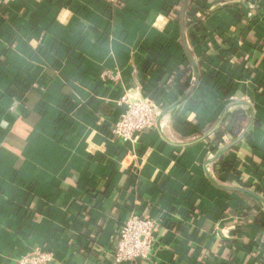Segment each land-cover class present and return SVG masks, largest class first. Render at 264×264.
<instances>
[{"label": "crops", "instance_id": "0c3cea01", "mask_svg": "<svg viewBox=\"0 0 264 264\" xmlns=\"http://www.w3.org/2000/svg\"><path fill=\"white\" fill-rule=\"evenodd\" d=\"M186 1L0 0V264H108L132 211L160 221L140 264H264V0H188L183 28ZM127 95L166 114L122 154Z\"/></svg>", "mask_w": 264, "mask_h": 264}, {"label": "built area", "instance_id": "2783aa9c", "mask_svg": "<svg viewBox=\"0 0 264 264\" xmlns=\"http://www.w3.org/2000/svg\"><path fill=\"white\" fill-rule=\"evenodd\" d=\"M101 79L108 82H117L118 74L105 72ZM36 87V86H34ZM123 108L120 119L110 129L111 140L121 147L133 146L140 140L145 130L154 129L159 125L161 109L157 103L149 98L127 95L119 101ZM13 112H16L12 109ZM214 157L211 156V159ZM159 218L142 215L132 211L119 225L115 236L114 253L108 259V264H136L153 258L159 248L156 236ZM18 264H61L55 254L42 247H36L23 255Z\"/></svg>", "mask_w": 264, "mask_h": 264}, {"label": "water", "instance_id": "95a60500", "mask_svg": "<svg viewBox=\"0 0 264 264\" xmlns=\"http://www.w3.org/2000/svg\"><path fill=\"white\" fill-rule=\"evenodd\" d=\"M187 4H188V0L185 2L184 6H183L182 15H181L183 28H184V26H185V15H186ZM183 33L185 34V30H184V29H183ZM185 42H186V41H185ZM185 44H186V49H187V51H188V53H189L190 59H191V61L193 62L194 66L197 68L196 63H195V61H194V59H193L191 53L189 52V48H188V46H187V42H186ZM199 82H200V75H198V77H197V79H196V82H195V84H194L192 90H191V91L189 92V94L187 95V98H188V97L192 94V92L196 89V87L198 86ZM187 98H185V100H187ZM185 100H184V101H185ZM165 114H166V113H162V112H161V114H160V119H161V117H163V115H165ZM160 119H159V123H160ZM224 121H225V114L222 116V118L220 119V121L218 122V124H216V126H215L210 132H208V133L205 134L204 136L200 137L199 139H197L196 141L191 142V143L200 142V141H203V140L207 139L209 136H211V135H212V134H213V133H214V132H215V131H216V130H217V129L223 124V123H224ZM252 124H253V118H252V120H251L250 125L246 128V130L242 133V135H241V136H240V137H239V138H238L233 144H231L230 146H228V147H226V148H224V149L218 151V152L216 153V155H214V157H213L212 159H210L209 164L212 163V162H214L215 160H217V158L220 156V154H222L223 152H225V151H227V150L233 148V147H234L235 145H237L240 141H242L243 138L246 136V134L249 132L250 128L252 127ZM191 143L182 144V145H183V146H184V145H190ZM209 176H210V175H209ZM210 177H211V176H210ZM211 179H212V177H211ZM212 181H213V179H212ZM213 182H214V181H213ZM141 261H142V259L139 258V259L136 261V263L140 264Z\"/></svg>", "mask_w": 264, "mask_h": 264}, {"label": "trees", "instance_id": "16d2710c", "mask_svg": "<svg viewBox=\"0 0 264 264\" xmlns=\"http://www.w3.org/2000/svg\"><path fill=\"white\" fill-rule=\"evenodd\" d=\"M191 14V13H190ZM187 17H190L189 14L187 15ZM31 87V85H30ZM247 120V116L245 114V112L243 110H238L235 115L229 119V128H230V133L236 138L238 137L241 133H243L244 131V124ZM197 131V128H196ZM199 131V130H198ZM225 133H227L226 131L220 129L216 132L215 136H214V140H213V144H216V149H218L219 147V143L221 141V139L223 138V136L225 135ZM120 148L118 150L121 151L122 154L126 153V150L124 147L119 146Z\"/></svg>", "mask_w": 264, "mask_h": 264}]
</instances>
